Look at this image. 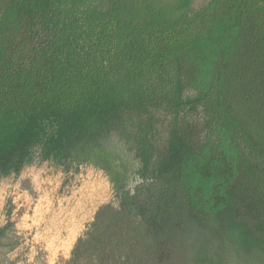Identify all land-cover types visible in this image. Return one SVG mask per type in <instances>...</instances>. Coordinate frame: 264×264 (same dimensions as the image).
<instances>
[{"label":"trees","instance_id":"16d2710c","mask_svg":"<svg viewBox=\"0 0 264 264\" xmlns=\"http://www.w3.org/2000/svg\"><path fill=\"white\" fill-rule=\"evenodd\" d=\"M190 1L0 0V172L140 164L63 264H264V0Z\"/></svg>","mask_w":264,"mask_h":264},{"label":"rangeland","instance_id":"374dc122","mask_svg":"<svg viewBox=\"0 0 264 264\" xmlns=\"http://www.w3.org/2000/svg\"><path fill=\"white\" fill-rule=\"evenodd\" d=\"M139 166L113 138L58 158L36 147L22 167L0 172V264H63L97 209L139 182Z\"/></svg>","mask_w":264,"mask_h":264}]
</instances>
